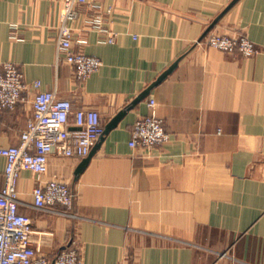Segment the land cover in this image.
<instances>
[{"label":"crops","instance_id":"crops-1","mask_svg":"<svg viewBox=\"0 0 264 264\" xmlns=\"http://www.w3.org/2000/svg\"><path fill=\"white\" fill-rule=\"evenodd\" d=\"M93 4L79 9L73 40L86 43L73 49L102 65L79 81L57 59L62 0H0V63L15 64L26 85L2 112L1 147L19 144L34 82L73 110L97 111L104 128L123 113L83 166L54 152L40 179L21 173L19 212L33 220L37 252L53 259L76 246L84 264H264V0ZM96 11L104 32L91 24ZM208 30L245 35L257 53L198 42ZM150 99L170 137L146 154L129 142ZM4 170L0 157V191ZM51 181L75 194L71 209L33 206V189Z\"/></svg>","mask_w":264,"mask_h":264},{"label":"built area","instance_id":"built-area-1","mask_svg":"<svg viewBox=\"0 0 264 264\" xmlns=\"http://www.w3.org/2000/svg\"><path fill=\"white\" fill-rule=\"evenodd\" d=\"M98 0H62L60 24L57 29V59L74 67L75 78L84 81L97 72L102 63L93 56L74 51L73 46L84 45V40H73L72 27L79 19L80 7ZM93 6H95L93 4ZM91 21V20H90ZM103 15L96 11L91 21L98 32L102 30ZM204 39L212 48L224 53L251 56L257 53L255 44L245 35L209 33ZM114 34L106 42L113 44ZM200 42V41H198ZM40 82L32 100L33 113L20 134L16 146L1 147L0 157L5 159L4 186L0 191V264H84L76 246L59 250L53 259L39 254L33 245V220L19 212L17 184L23 171L33 173L37 179L48 171L49 158L57 152L66 158L85 159L104 132L101 115L91 109L73 110L69 100L57 96L56 91H40ZM26 90L18 67L10 62L0 63V123L4 110L13 111L22 102ZM156 102L150 99L151 114L139 118L133 125L129 146L150 154L169 140L163 120L156 116ZM76 130H70V118ZM33 206L47 210L56 205L71 209L75 194L63 182L51 181L37 185L32 191Z\"/></svg>","mask_w":264,"mask_h":264},{"label":"water","instance_id":"water-1","mask_svg":"<svg viewBox=\"0 0 264 264\" xmlns=\"http://www.w3.org/2000/svg\"><path fill=\"white\" fill-rule=\"evenodd\" d=\"M208 32H209V30L205 32V34L200 38L199 41H201V40L207 35ZM122 115H123V113H120L116 118H114V120H112V122H111L108 126H106V127L104 128V132H103L102 136L99 138L98 142L96 143V145H95L94 148L92 149V151H91V153L89 154V156L86 157L85 159H83V161H82V165H81V166H83V165H84V164H85V163L91 158V156L93 155V151H94L95 148L100 144V142L103 140L104 135H105L110 129H112L113 127H115V125L117 124V122L119 121V119L122 117ZM81 166H80V167H81Z\"/></svg>","mask_w":264,"mask_h":264}]
</instances>
